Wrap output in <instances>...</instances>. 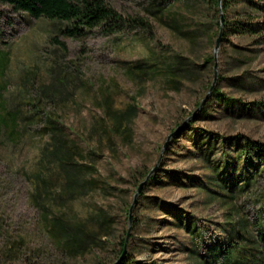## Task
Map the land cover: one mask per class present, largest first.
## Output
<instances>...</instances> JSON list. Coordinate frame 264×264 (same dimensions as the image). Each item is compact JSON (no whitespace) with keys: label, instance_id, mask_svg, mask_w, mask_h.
<instances>
[{"label":"rangeland","instance_id":"obj_1","mask_svg":"<svg viewBox=\"0 0 264 264\" xmlns=\"http://www.w3.org/2000/svg\"><path fill=\"white\" fill-rule=\"evenodd\" d=\"M105 2L114 30L81 36L0 2V264H120L126 254L135 264H264V162L240 159L234 173L224 161L222 189L194 146L209 136L264 143V29L229 36L214 55V7ZM255 16L264 28V12ZM215 88L238 100L234 114ZM224 153L235 155L219 145L209 158ZM182 214L192 237L169 223ZM79 227L96 238L75 250L66 234ZM226 243L237 245L230 260L213 251Z\"/></svg>","mask_w":264,"mask_h":264},{"label":"trees","instance_id":"obj_2","mask_svg":"<svg viewBox=\"0 0 264 264\" xmlns=\"http://www.w3.org/2000/svg\"><path fill=\"white\" fill-rule=\"evenodd\" d=\"M188 3H205L208 6L214 7L219 14V19L216 23L217 26V35L220 30V13L218 9L219 0H186ZM1 3L8 4L16 11H22L28 13L34 18L44 17L47 19H53L61 22H66L68 24L67 30L65 33L70 36H81L85 32H89L93 29H105L107 31L114 30L116 24L119 20L117 13L105 2V0H0ZM222 12L224 17V25L221 35V41H226L229 36L238 35V34H250L257 35L261 33L262 29L255 22L256 16L255 12H264V0H221ZM244 18V21L243 19ZM143 24V23H142ZM264 26V25H263ZM172 72H176L175 69H170ZM214 100L218 103H222L224 107L229 111L230 114H234V107L236 106L238 100L233 99L232 97H225L218 89L213 90ZM211 103V101H210ZM204 105L203 109L200 110L201 114H206L208 112L209 104ZM264 108V102L262 103ZM255 109H250L249 112H254ZM247 113H239L242 118ZM9 115V114H8ZM11 124L17 121V116L11 115ZM194 123V120L190 122ZM8 122L5 117L0 116V129L2 127H8ZM14 127V126H13ZM15 129V128H14ZM190 130H193L192 128ZM211 135L210 133L208 136ZM204 137L199 138L195 142V148L198 149L199 154L203 159H206V162L210 163V166L206 168L212 169L215 177L218 181V186L222 189L228 187V175L220 174V169L224 161H228L226 164L227 167H231L230 170H233L234 173L238 172L240 169L235 166L238 164V161L241 159L250 167L253 165V160H258L259 162H264V143L256 142L249 138H243L235 141H226L225 138L220 139L218 144V138L214 136L203 140ZM224 146V148H234L235 155H225L221 158L220 162L213 164L211 161L210 153L214 152L217 146ZM225 152V151H223ZM232 161H235L234 167L230 166ZM232 163V164H233ZM214 166H213V165ZM156 177H154L155 179ZM157 180V179H156ZM77 183L76 179H70V184ZM232 188L229 187L228 191L231 192ZM143 193L142 191L140 194ZM179 229L189 234L191 237L197 232L194 221L191 217L186 215H179L175 217V220L169 222ZM79 227L76 230V237H72L70 233L66 234L68 239L66 240V245H71L69 248H75V250L84 248L85 244L88 241H92L96 238L95 234H86L83 238H80ZM231 233L227 231V234ZM73 244V245H72ZM124 240L120 243V249L118 256L122 254ZM258 248L256 249L260 254H262L264 259V233L259 234L257 240ZM218 250V254H215V251ZM214 254L217 257H223L225 260L232 257V255L237 252V245L235 244H219L214 248ZM120 264H135L134 261L130 258L129 254H126L123 257Z\"/></svg>","mask_w":264,"mask_h":264},{"label":"water","instance_id":"obj_3","mask_svg":"<svg viewBox=\"0 0 264 264\" xmlns=\"http://www.w3.org/2000/svg\"><path fill=\"white\" fill-rule=\"evenodd\" d=\"M218 9H219V13H220V30H219V34H218V36H217V38H216V41H215L214 55H216L218 49L220 48L221 35H222V30H223V25H224V17H223V12H222V4H221V0H219V3H218ZM215 68H216V66H215ZM215 75H216V71H215ZM212 89H213V85L210 87V91H212ZM152 172H153V170L149 173V175H150ZM149 175L147 176V178L149 177ZM146 180H147V179H146ZM146 180H145V181H146ZM145 181L139 184V186H138V188H137V190H136V193H135V195H134V201H133V203L130 205L129 213H128V221H129V222H131V219H132V218H131V217H132V208H133L134 203L136 202V197H137L139 191H140V190L142 189V187L144 186ZM127 236H128V234H127ZM124 253H125V252L123 251L122 254H121V256H120V258H119V260L122 259Z\"/></svg>","mask_w":264,"mask_h":264}]
</instances>
